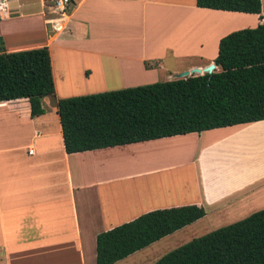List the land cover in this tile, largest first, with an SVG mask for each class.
Wrapping results in <instances>:
<instances>
[{
	"label": "crops",
	"instance_id": "1",
	"mask_svg": "<svg viewBox=\"0 0 264 264\" xmlns=\"http://www.w3.org/2000/svg\"><path fill=\"white\" fill-rule=\"evenodd\" d=\"M53 5L0 0L6 51L47 46L55 88L36 117L26 98L0 102V121L11 123L0 140V264H96L98 233L154 209L202 206L195 222L214 230L264 209V164L239 170L217 157L230 143L264 149V120L67 153L57 112L61 98L156 82L168 63H214L222 37L261 23L264 0L260 14L196 0H72L59 33L48 22ZM180 165L193 173V195L156 180Z\"/></svg>",
	"mask_w": 264,
	"mask_h": 264
},
{
	"label": "trees",
	"instance_id": "2",
	"mask_svg": "<svg viewBox=\"0 0 264 264\" xmlns=\"http://www.w3.org/2000/svg\"><path fill=\"white\" fill-rule=\"evenodd\" d=\"M196 6L260 14L261 0H196ZM219 40L215 69L203 75L61 98L64 149L83 152L264 120V16ZM47 46L7 52L0 35V102L26 98L45 112L54 94ZM4 104V103H2ZM196 204L147 211L96 236V264L115 262L197 221ZM153 264H264V209L193 238Z\"/></svg>",
	"mask_w": 264,
	"mask_h": 264
},
{
	"label": "rangeland",
	"instance_id": "3",
	"mask_svg": "<svg viewBox=\"0 0 264 264\" xmlns=\"http://www.w3.org/2000/svg\"><path fill=\"white\" fill-rule=\"evenodd\" d=\"M191 69L193 68H187L186 66H183L181 64L168 63L167 68L161 71V74L160 76H158L156 81H166L169 79V76H173L183 71H188ZM2 112L3 111L0 108V115L2 114ZM10 124L7 122L0 121V140L7 139L8 134H10V131L8 130ZM242 133L248 135L251 132L243 131ZM212 156H214V154L211 155V157ZM217 157L221 158V160L223 159L224 162L233 164L235 167L239 168V170H242L243 167H248L252 170V168L255 169L260 164H264V149L258 146H251V144L248 147H246V145L244 144L241 145V147H233L230 143L228 145H225L224 148L222 147L218 151ZM132 165L136 166L134 165V162H132V160L127 159L126 168H131ZM192 178L193 173L191 172L190 167L187 165H180L175 168L172 167L170 168V170H164L158 175L156 180L160 181L165 188L166 186L168 187L169 185H172V183H170L171 180L176 181L177 185L181 187L182 191L186 189L188 191V194L193 195L194 188L193 186H189L188 184L189 182H191L192 184ZM183 182H185V185H183ZM206 227L208 226L205 225L204 222H195L190 225H187L150 244L149 246L135 252L133 255H131V261L133 263L129 264H153L158 258H160L165 253L179 247L184 243H187L193 238L199 237L201 235H204L205 233L214 230Z\"/></svg>",
	"mask_w": 264,
	"mask_h": 264
},
{
	"label": "built area",
	"instance_id": "4",
	"mask_svg": "<svg viewBox=\"0 0 264 264\" xmlns=\"http://www.w3.org/2000/svg\"><path fill=\"white\" fill-rule=\"evenodd\" d=\"M71 6L72 0H54L53 13L55 15L48 19L53 32L59 33L64 30L63 18ZM29 152H32V150H29Z\"/></svg>",
	"mask_w": 264,
	"mask_h": 264
},
{
	"label": "water",
	"instance_id": "5",
	"mask_svg": "<svg viewBox=\"0 0 264 264\" xmlns=\"http://www.w3.org/2000/svg\"><path fill=\"white\" fill-rule=\"evenodd\" d=\"M216 66L214 63H210L208 66L204 68H193L188 71H183L179 74L173 75L172 79H180V78H186L190 75H203L205 73H211L213 69H215Z\"/></svg>",
	"mask_w": 264,
	"mask_h": 264
},
{
	"label": "bare ground",
	"instance_id": "6",
	"mask_svg": "<svg viewBox=\"0 0 264 264\" xmlns=\"http://www.w3.org/2000/svg\"><path fill=\"white\" fill-rule=\"evenodd\" d=\"M22 33V32H21ZM186 146V145H185ZM178 146H175L174 148H177ZM181 147V146H180ZM235 147V146H234ZM223 148H224V146H223ZM166 149H168V148H163V150H166ZM151 152V151H150ZM229 153V152H228ZM167 154V153H166ZM230 154V153H229ZM162 189V188H161ZM230 192V191H229ZM127 197V196H126Z\"/></svg>",
	"mask_w": 264,
	"mask_h": 264
}]
</instances>
